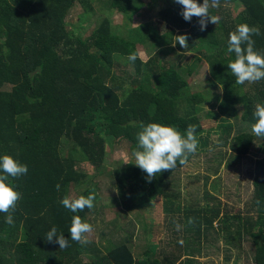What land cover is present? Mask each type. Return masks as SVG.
I'll return each mask as SVG.
<instances>
[{
	"label": "trees",
	"instance_id": "trees-1",
	"mask_svg": "<svg viewBox=\"0 0 264 264\" xmlns=\"http://www.w3.org/2000/svg\"><path fill=\"white\" fill-rule=\"evenodd\" d=\"M196 2L203 4V0ZM152 3L160 6L154 14L160 29L171 38L188 36L187 48L176 43L181 54L201 47L213 95L191 90L183 72L168 65L167 53L145 23L130 27L140 0H0V157L9 155L28 166L26 175L9 176L6 182L22 198L11 212L14 225L5 223L8 213L0 212V264H202L206 250L194 249L200 243L189 235L200 239L209 231L216 237L213 242L224 240L230 251L236 248L234 237L251 240L254 264H264V157L254 164L248 210L236 216H222L216 208H181L174 181L194 159L215 149L210 143L228 148L235 165L264 141L247 132L235 134L233 125L237 120L248 126L256 123L255 106L264 105V79L240 85L228 67L236 58L228 52L229 34L241 23L259 26L261 34L252 39L254 49L264 52V0H220V6L209 11L220 17L219 24L209 22L204 31L200 18L184 20L183 6L175 0ZM236 5L242 11L233 19L230 8ZM77 10L83 12L82 23L99 19V14L105 17L83 36L69 28ZM109 13L121 15L122 24L114 26ZM148 43L156 45L157 51L151 52ZM140 45L146 48L145 62L139 57ZM133 53L135 62L128 60ZM210 105L217 106L215 112H202ZM149 123L174 126L182 134L195 125L198 139L197 151L186 165L178 162L173 171H163L150 182L133 155L140 125ZM211 134L219 136L216 142ZM110 147L120 148L129 158L128 164L112 173L105 169ZM83 165L97 176L107 172L110 189L127 212H142L162 199L163 232L155 245L146 244L141 258L132 250L134 234L108 240L103 248L91 240L87 245L71 240L72 217L79 215L92 225L89 218L95 212L85 208L73 213L61 200L73 198L72 193L87 197L92 192L94 203L98 200L95 190L87 187L89 178L80 171ZM189 218H195V223L189 225ZM53 226L58 235L69 239V247L60 249L58 243L46 242ZM143 235L151 237L147 232ZM86 256L92 259L82 260Z\"/></svg>",
	"mask_w": 264,
	"mask_h": 264
},
{
	"label": "rangeland",
	"instance_id": "rangeland-1",
	"mask_svg": "<svg viewBox=\"0 0 264 264\" xmlns=\"http://www.w3.org/2000/svg\"><path fill=\"white\" fill-rule=\"evenodd\" d=\"M140 3V6L137 7V12L131 19L130 27L136 29L145 23L160 42L161 50L167 53L165 58L168 65L183 72L182 75L191 90L206 95H213L210 92L211 80L208 64L200 58L201 47L196 48L191 54H181L177 50L176 43L173 46L177 35L174 34L171 38L169 34H166L165 29L158 27L154 14L158 12L160 6L154 5L152 0H140ZM241 11L242 8L239 5L233 6L230 8V15L235 19ZM141 12L145 13L146 20L142 17ZM82 13L79 10L75 11L72 20H70L69 28L75 34L81 33L83 36H86L101 23L105 15L101 16L99 14V19H92L91 21L82 23L79 21ZM107 17L112 21L114 26H120L123 22L121 15L109 13ZM222 41L223 35L221 36ZM152 44L148 43L150 51L154 53L157 51V47ZM137 49L139 57L145 62L148 59L146 48L140 45ZM198 58H200L201 62H198ZM188 71L191 72L190 76L185 74ZM206 97L209 98L210 96ZM216 108L217 106L210 105L202 109L201 106L204 113L208 111L215 112ZM204 118L205 116L201 119ZM233 122L235 134L237 132H247L258 137L253 133L252 126H248L246 123L240 124L238 120ZM211 137L214 142L219 138L215 134H211ZM210 144L211 146H215L212 152L194 159L174 179L181 195V198L178 199L181 208L189 206H199L209 209L216 208L220 209L222 216L226 213L231 216H236L238 213H246L253 196L254 164L256 160L264 157V141L257 142L250 154L241 159L240 163H235V165L231 164L233 159L230 158L233 157V153L228 148L223 149L214 145L215 143ZM107 151V167L105 169L108 172L112 173L118 166L129 163L126 152L120 148L110 147ZM80 171L89 178V185L87 187L93 188L98 196V200L92 208V211L94 210L95 213L90 215L89 218L93 223V232L89 235V240L94 241V243L103 248L108 240L111 241L118 238L128 239L130 235L134 234V237L131 239L132 250L138 258H141V253L144 252L146 244L155 245L156 240L160 239L159 233L163 232L164 206L162 199L156 200L146 207L145 210L142 209V212L136 209L131 210L132 212H127L128 210H126L123 204L117 201L118 197L114 194L115 191L110 189L111 177L107 175V172L105 175L97 176L96 172L88 165L81 166ZM172 186L176 189L175 185ZM78 194L72 193L73 198L79 196ZM145 232L151 234V237L144 239L145 235L143 233ZM207 235L203 233L200 239L194 234L189 235L191 240L195 239L199 241L197 243H200L194 244V249L198 250L200 247L206 250L203 251L201 256H205V258L200 259L203 262L202 264H254V247L251 240L244 239L238 241L234 237V234L231 235L232 238L234 237L233 243H235L236 248L230 251L224 240L220 243L213 242V237L216 239L214 232L209 231ZM209 246L214 248L219 247L220 249L210 250ZM86 259L92 258L90 256L82 258V260Z\"/></svg>",
	"mask_w": 264,
	"mask_h": 264
},
{
	"label": "clouds",
	"instance_id": "clouds-1",
	"mask_svg": "<svg viewBox=\"0 0 264 264\" xmlns=\"http://www.w3.org/2000/svg\"><path fill=\"white\" fill-rule=\"evenodd\" d=\"M176 3L183 6L181 15L185 21H191L193 17L200 18V30L204 31L208 23L219 24L220 17L210 15L212 8L220 6V0H203V4H198L196 0H175ZM261 34L259 26H250L247 23H241L236 30L229 34L228 52L235 53V60L228 64L232 74L236 77V83L243 85L246 82L254 83L264 79V52L254 49L255 41L253 36ZM175 43L182 48L188 47V36L179 35L175 37ZM137 56L135 53L128 56V60L135 62ZM254 116L256 123L252 126L253 133L258 137H264V105L255 106ZM142 131L138 133V150L134 151L135 165L145 171L149 182L157 174L163 171H173L177 163L183 166L188 162L190 155L194 154L198 148V139L196 136L197 128L195 125H189L186 133L182 134L176 127L162 125L159 123H149L140 125ZM0 212L8 213L5 223L14 225L13 212L17 203L22 198V194L15 190L11 184L6 183L9 176L19 177L28 173V166L21 164L12 156L4 155L0 157ZM57 190L60 185H56ZM96 195L94 192L87 197L80 195L78 198L65 196L61 204L73 213L84 211L85 208L91 210L94 207ZM259 203V201H257ZM195 223V218H189L188 224ZM181 225L176 224L177 230ZM71 240L87 245L89 235L93 232V226L84 222L79 215L73 216L71 227L69 229ZM69 239L64 234H57V228L53 226L46 234V242L58 243L60 249L69 247Z\"/></svg>",
	"mask_w": 264,
	"mask_h": 264
}]
</instances>
